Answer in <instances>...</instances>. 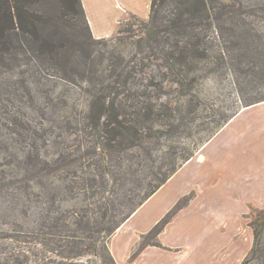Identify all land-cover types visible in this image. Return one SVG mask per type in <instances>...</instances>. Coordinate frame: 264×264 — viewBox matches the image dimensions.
Wrapping results in <instances>:
<instances>
[{
	"label": "rangeland",
	"instance_id": "rangeland-1",
	"mask_svg": "<svg viewBox=\"0 0 264 264\" xmlns=\"http://www.w3.org/2000/svg\"><path fill=\"white\" fill-rule=\"evenodd\" d=\"M113 1L121 22L112 38L94 45L105 53L99 68L135 77L130 83L145 92L139 101L151 102L161 119L150 138L127 134L117 147V134L91 126L81 82L53 80L55 68L34 58L0 71V264H114L107 244L115 228L159 188L129 219L121 236L128 247L180 200L182 209L189 197L178 201L187 183L177 172L181 160L197 154L241 106L264 99V0H206L208 27L196 25L198 15L193 26L182 27L195 0H160L152 30L164 31L160 42L135 35L139 21L148 19L150 0ZM176 19L178 25L170 23ZM164 35L185 46L179 58L185 68L194 62L192 83L170 81L162 55L172 48ZM83 36L73 39L81 49ZM191 42L199 43L201 57L194 58ZM149 79L157 85L143 89ZM128 101L115 105L130 113L136 107ZM183 210L170 218L165 236L181 232L190 216ZM144 238L140 244L157 246V237ZM125 248L117 245L120 253ZM252 257L248 264H264V231Z\"/></svg>",
	"mask_w": 264,
	"mask_h": 264
},
{
	"label": "trees",
	"instance_id": "trees-1",
	"mask_svg": "<svg viewBox=\"0 0 264 264\" xmlns=\"http://www.w3.org/2000/svg\"><path fill=\"white\" fill-rule=\"evenodd\" d=\"M195 2L196 7H193L187 15L184 20L186 23L184 22L182 27L193 26L191 17L195 15H198L196 25L208 27L211 11L208 9L206 0H195ZM159 5L160 0H150L147 21H139L141 29L135 35H141L145 42L162 41L163 35L159 38L158 34L164 31L158 29L155 32L156 34L152 31L158 21L156 15ZM174 16L180 15H173V18H175ZM132 17L134 18V16ZM170 23L178 25L179 21L176 19L170 21ZM80 34L84 38V49L76 47V42L73 40L78 38ZM164 37L167 40L168 47L172 48L168 53L162 55L167 66L172 70L170 81L177 86H183L187 81L192 83L195 77L193 74L194 62L190 61L188 67L185 68L184 59L179 58L180 55L185 54V46H180L175 38L169 43L168 36L164 35ZM102 40L106 39H96L92 35L83 8V0H0V71L12 68L15 64L20 66V62L24 59L31 60L30 58H34L41 63L49 62L51 64L50 68L56 70L52 74L53 80L74 86L77 85V82H81V89L89 94L86 102L88 104L87 118L91 126L95 128L103 126L104 133L109 134L111 138H114L117 134V139L121 138L119 142L117 141V147L124 140L123 136L126 137L127 134L129 140L130 138L136 141L148 139L153 131V122L161 119L159 110L155 111L151 102L139 101L138 95L143 90L139 91L135 86H132L134 83L129 81L135 79V77H129V74L124 71L117 74H108L105 73L103 66L102 69L99 68L104 62L105 53L95 49L94 45L99 44ZM191 44L194 58L201 57L204 52L199 49V43L191 42ZM110 65L113 68L116 66L113 63ZM113 73H115V70H113ZM128 82L131 85H128ZM153 83L149 79V84H142L141 86L143 89H147ZM154 84L157 85V83ZM121 97H125L127 101L119 99ZM129 99L132 100L131 102H133L136 109L130 111V113L125 110H118L115 101L125 104L130 102ZM262 101L264 99L248 103L241 106V108ZM241 108L231 114L221 127L235 116ZM144 124L150 125L143 126ZM141 126L145 131L139 129ZM192 156L193 154L187 155L181 160L180 165ZM167 178L168 176L159 183V187ZM156 190L154 189L152 192ZM152 192L150 195H152ZM182 203V200L176 203L172 210L145 235L144 239H156L170 218L180 210ZM251 212L249 227L253 234V247L242 264H248L252 260L256 246H258L264 231V208L251 209ZM149 244L142 242L137 251L131 255L130 261L135 259L142 249ZM154 244L159 245L158 242Z\"/></svg>",
	"mask_w": 264,
	"mask_h": 264
},
{
	"label": "crops",
	"instance_id": "crops-1",
	"mask_svg": "<svg viewBox=\"0 0 264 264\" xmlns=\"http://www.w3.org/2000/svg\"><path fill=\"white\" fill-rule=\"evenodd\" d=\"M83 8L94 38L115 35L121 21L113 0H96L93 5L83 0ZM177 172L187 180L178 201L189 197L183 208L190 211L181 232L165 236L169 220L157 236L159 245H147L130 261L141 238L159 221L149 231L136 233L130 247L121 236L128 234L129 219L159 188L109 237L107 250L113 263L242 264L253 245L248 216L251 209L264 208V101L241 108ZM117 245L126 248L120 253Z\"/></svg>",
	"mask_w": 264,
	"mask_h": 264
}]
</instances>
